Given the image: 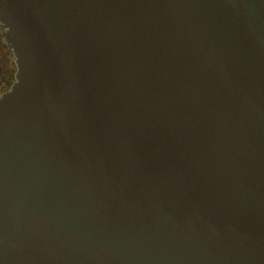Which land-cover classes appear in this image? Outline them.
Segmentation results:
<instances>
[{"label": "water", "instance_id": "95a60500", "mask_svg": "<svg viewBox=\"0 0 264 264\" xmlns=\"http://www.w3.org/2000/svg\"><path fill=\"white\" fill-rule=\"evenodd\" d=\"M0 264H264V0H0Z\"/></svg>", "mask_w": 264, "mask_h": 264}, {"label": "flooded vegetation", "instance_id": "af4514ba", "mask_svg": "<svg viewBox=\"0 0 264 264\" xmlns=\"http://www.w3.org/2000/svg\"><path fill=\"white\" fill-rule=\"evenodd\" d=\"M5 30L0 25V95L9 92L16 83L17 64L14 52L9 49L3 34Z\"/></svg>", "mask_w": 264, "mask_h": 264}]
</instances>
